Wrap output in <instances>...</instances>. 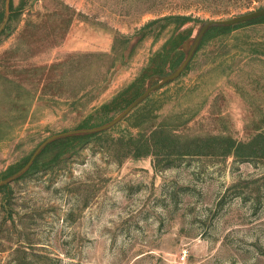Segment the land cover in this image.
Instances as JSON below:
<instances>
[{
	"label": "rangeland",
	"instance_id": "obj_1",
	"mask_svg": "<svg viewBox=\"0 0 264 264\" xmlns=\"http://www.w3.org/2000/svg\"><path fill=\"white\" fill-rule=\"evenodd\" d=\"M20 2L22 20L0 44L2 60L18 47L9 60L17 72L71 54H109L115 38L118 49L81 61L75 78L95 79L73 85L83 84L82 94L43 96L20 125L0 120V264H264V159L245 155L264 132V23L209 32L181 74L163 82L204 22L257 11L264 0H12ZM163 17L166 28L138 41L145 24ZM29 23L30 37L22 36ZM171 35L180 45L152 74ZM58 80L63 92L67 79ZM133 83L129 103L108 122L158 86L109 129L73 134L103 133L89 144L61 159L60 144L44 150L58 138L30 162L45 140L81 130ZM129 139H150L154 155L122 158Z\"/></svg>",
	"mask_w": 264,
	"mask_h": 264
},
{
	"label": "trees",
	"instance_id": "obj_2",
	"mask_svg": "<svg viewBox=\"0 0 264 264\" xmlns=\"http://www.w3.org/2000/svg\"><path fill=\"white\" fill-rule=\"evenodd\" d=\"M244 3H252L255 0H241ZM24 12V3L20 2L18 5L14 6L12 0H0V44L1 42L10 37L14 31L19 26L22 15ZM169 17H163L160 19L149 21L145 24L141 30L135 35L138 38V41L152 37L153 30L158 29L159 27H167ZM186 18L182 19V22H179V25L183 23ZM66 21L70 24L71 17L66 18ZM178 19H174L173 23H176ZM164 23V25H163ZM264 23V16L257 18L255 20L246 22L245 24H258ZM244 25V24H243ZM34 26V25H33ZM32 24H26L21 32L22 36H28L29 30H31ZM233 27H213L210 28L205 36L209 32H214L215 34L220 35L221 33L228 32L232 30ZM63 31V30H62ZM66 30L62 32V35L65 34ZM53 34V33H52ZM121 40L124 41V44H127V40L125 38L120 37ZM117 39L113 40L111 51L109 54H71L66 56L62 61L57 63L50 64L48 66H34L27 64L26 67L21 71L17 72V69L10 68L13 64H9V60H11L15 54L18 52V47L13 46L11 49L4 51L7 58L5 60L0 59V120L1 124L12 123L11 125H20L24 123V121L29 116L33 105L43 98V96H48L52 99L53 96L56 95H66L67 98L76 97L79 94H82L85 89L83 84H79L77 90H75L74 84H78L80 81L89 84L95 82L94 75H89L84 73L78 79L75 78L74 72L77 66H80L81 61L83 59L90 60L89 63H93L98 57H110L115 55L117 51ZM182 40H180L181 42ZM180 43L178 39L171 35L167 38L163 47L160 51L156 52L153 56L155 59V63H151V65L147 68L152 74H159L163 71V67L165 63L169 59H173L174 52L179 47ZM3 61V62H2ZM2 62V63H1ZM177 65V62L174 61V66ZM91 67V66H90ZM90 67L87 68V72L90 70ZM10 69V70H9ZM21 73L24 74V77L21 78ZM99 76L96 74L95 77ZM65 78L67 81V88L64 89L63 92H60L61 88H59L60 78ZM91 77V78H90ZM76 80V82H75ZM135 83L117 93L116 96L109 102L103 103L98 106L92 113L88 114L78 126V129L87 130L93 127H96L99 124L107 123L111 118H109V114L115 113L117 111H121L123 108V104H128V99H124L128 90H131ZM4 117V118H3ZM5 119V120H3ZM157 132L153 131V134ZM103 133H93V134H80V135H72L66 136L63 138H59L54 142L50 143L44 150L50 148L51 146H55L60 144V154L62 155L60 158L62 159L67 154H72L76 149L79 148L81 144H89L94 139L98 138V136ZM150 137V138H151ZM150 139L144 140H126L127 143L125 150L126 152L123 154L122 158H126L128 156L139 158L154 155L155 146L149 143ZM246 157L254 154L264 159V132L259 133L254 141L246 144ZM173 153L174 156L182 157L181 153L178 154L176 149L174 148ZM187 154V152H183ZM171 154V152H170ZM249 155V156H248ZM175 158H171V160H167L165 162V167H171L174 164ZM36 162H33L31 167L27 172H29ZM3 189L4 186H1L0 189Z\"/></svg>",
	"mask_w": 264,
	"mask_h": 264
},
{
	"label": "water",
	"instance_id": "obj_3",
	"mask_svg": "<svg viewBox=\"0 0 264 264\" xmlns=\"http://www.w3.org/2000/svg\"><path fill=\"white\" fill-rule=\"evenodd\" d=\"M264 16V8L259 9L257 11L249 12L247 14L240 15L238 17L232 18V19H227V20H219V21H207L204 22L198 29L197 34L193 40V43L190 47V50L188 51L186 57L184 60L181 62L179 67L176 69L175 72H173L171 75L165 76L163 78V82H168L172 81L175 78H177L181 72L184 70L188 62L190 61L193 53L197 49L200 41L202 40L203 36L205 33L213 27H231L239 24H243L252 20H255L257 18H260ZM158 85L154 87L148 88L140 97H138L135 101H133L122 113H120L118 116H116L114 119H112L110 122L104 124L103 126L93 128V129H87V130H76L72 132H66L63 134L55 135L47 140H45L33 153L30 162L37 156V154L43 149L48 143L52 142L55 139L73 135V134H78V133H91V132H98V131H103L106 129H109L113 125H115L118 121H120L129 111H131L135 106H137L140 102H142ZM29 162V163H30Z\"/></svg>",
	"mask_w": 264,
	"mask_h": 264
},
{
	"label": "crops",
	"instance_id": "obj_4",
	"mask_svg": "<svg viewBox=\"0 0 264 264\" xmlns=\"http://www.w3.org/2000/svg\"><path fill=\"white\" fill-rule=\"evenodd\" d=\"M106 47H105V49L103 50V51H107L108 50V48H110L111 47V43H110V47H109V42L107 41L106 43Z\"/></svg>",
	"mask_w": 264,
	"mask_h": 264
}]
</instances>
